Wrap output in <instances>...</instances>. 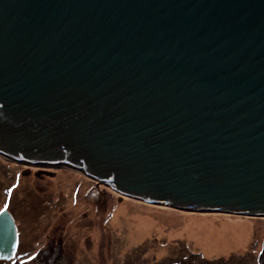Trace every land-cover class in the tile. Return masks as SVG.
<instances>
[{
    "label": "water",
    "instance_id": "water-1",
    "mask_svg": "<svg viewBox=\"0 0 264 264\" xmlns=\"http://www.w3.org/2000/svg\"><path fill=\"white\" fill-rule=\"evenodd\" d=\"M0 155L264 217V0H0ZM17 245L3 210L0 261Z\"/></svg>",
    "mask_w": 264,
    "mask_h": 264
},
{
    "label": "rangeland",
    "instance_id": "rangeland-1",
    "mask_svg": "<svg viewBox=\"0 0 264 264\" xmlns=\"http://www.w3.org/2000/svg\"><path fill=\"white\" fill-rule=\"evenodd\" d=\"M32 167L0 155V210L18 231L17 255L0 264H259L264 217L182 212L123 197L76 170ZM226 222L242 227L236 240L210 236L207 223L222 231ZM195 226L200 236L187 228ZM218 244L227 249L212 251Z\"/></svg>",
    "mask_w": 264,
    "mask_h": 264
},
{
    "label": "bare ground",
    "instance_id": "bare-ground-1",
    "mask_svg": "<svg viewBox=\"0 0 264 264\" xmlns=\"http://www.w3.org/2000/svg\"><path fill=\"white\" fill-rule=\"evenodd\" d=\"M4 210H7V208L6 209H4ZM3 211V210H2ZM8 212H9V210H7ZM1 212V211H0ZM225 228H224V230H222V231H218V230H216V229H214V227L212 226V224L211 223H207V226H208V231L209 232H212V233H210V236H212V234H214V232L216 233V235L218 236V234H220V236L222 235H224V234H227L228 232H230V233H233L232 234V239L233 240H236L237 238H238V236L240 235V230H241V228L242 227H237L236 228V230L233 232V227H234V225H230V224H228L227 222L225 223ZM187 228H190L194 233H196V232H198L199 234H198V236H200L201 235V233L203 232L199 227H197V226H195V227H187ZM173 232V231H172ZM172 232H171V235H172ZM202 244H204V242H202ZM17 247H18V245H17ZM213 250L212 251H220V252H224V250L223 249H227V247H223V246H221V245H216L215 247L214 246H210ZM16 251H17V249H16Z\"/></svg>",
    "mask_w": 264,
    "mask_h": 264
},
{
    "label": "trees",
    "instance_id": "trees-1",
    "mask_svg": "<svg viewBox=\"0 0 264 264\" xmlns=\"http://www.w3.org/2000/svg\"><path fill=\"white\" fill-rule=\"evenodd\" d=\"M31 167V166H30ZM34 167V166H33ZM32 167V168H33ZM44 168H51V167H44ZM53 169H61V168H54V167H52ZM4 209H6V208H3V209H1L0 211H2V210H4ZM216 245H214V247H215Z\"/></svg>",
    "mask_w": 264,
    "mask_h": 264
},
{
    "label": "flooded vegetation",
    "instance_id": "flooded-vegetation-1",
    "mask_svg": "<svg viewBox=\"0 0 264 264\" xmlns=\"http://www.w3.org/2000/svg\"><path fill=\"white\" fill-rule=\"evenodd\" d=\"M16 255H17V251H16V253H15V256H16ZM15 256H14V258H15ZM14 258H13V259H14ZM13 259H12V260H13ZM12 260H11V261H12ZM24 262H26V261H24Z\"/></svg>",
    "mask_w": 264,
    "mask_h": 264
}]
</instances>
